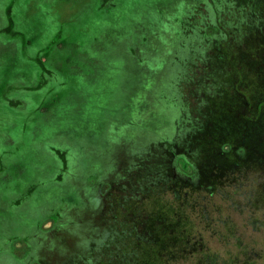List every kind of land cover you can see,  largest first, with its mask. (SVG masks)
<instances>
[{
	"label": "rangeland",
	"instance_id": "obj_1",
	"mask_svg": "<svg viewBox=\"0 0 264 264\" xmlns=\"http://www.w3.org/2000/svg\"><path fill=\"white\" fill-rule=\"evenodd\" d=\"M52 4L5 31L0 1V243L118 165L95 252L72 264H264V0ZM56 40L42 72L33 55ZM58 141L74 149L69 179L13 206L52 172L44 145ZM124 141L137 157L119 160Z\"/></svg>",
	"mask_w": 264,
	"mask_h": 264
},
{
	"label": "trees",
	"instance_id": "obj_2",
	"mask_svg": "<svg viewBox=\"0 0 264 264\" xmlns=\"http://www.w3.org/2000/svg\"><path fill=\"white\" fill-rule=\"evenodd\" d=\"M57 41L51 44L50 49L39 50L37 52L38 58L36 61L33 59L40 71L46 72L48 70V66L42 62V59L50 57L48 54L54 47H57ZM32 45V42L25 41L21 45V49H30ZM137 45L141 48L144 43L139 42ZM125 143V141L120 142L119 148H121L123 155L119 160L128 159L130 153H135L134 156L137 157V153L141 152L142 146L135 145L133 148H129ZM220 144L221 146L215 148L213 152L216 159L224 158L231 152L230 145ZM70 145L66 141L51 142L44 145V150L49 153L55 162L52 166V172L42 177L38 184L29 185L25 193L14 201L13 206L19 207L30 196L39 191L46 194L48 190H55L64 184L63 182L67 177L69 179L71 175H68V167L75 154ZM179 160H185V157L180 155ZM185 162L184 165H188L190 169L193 168L194 173L201 174L205 170L201 168V164L199 167H195L186 160ZM117 167L118 165L116 167L107 166V169L103 172H106L105 178L100 177L101 173L94 175L88 174L86 171L82 179L75 182L74 194L68 195L65 200L60 198L55 206L39 216L38 223L36 224L37 221L33 223L31 234L28 236L4 237L0 243V264H72V261L81 258L82 253L88 250L92 253L95 252L98 229L102 226L100 218L103 215L105 206L102 189L105 186L112 185L116 180L114 173H116ZM47 222H52V226L48 230H43L42 226ZM14 243L23 245L22 257H17L12 252L11 246ZM110 252L108 251V254ZM107 261L109 262L110 259Z\"/></svg>",
	"mask_w": 264,
	"mask_h": 264
},
{
	"label": "flooded vegetation",
	"instance_id": "obj_3",
	"mask_svg": "<svg viewBox=\"0 0 264 264\" xmlns=\"http://www.w3.org/2000/svg\"><path fill=\"white\" fill-rule=\"evenodd\" d=\"M0 1H3V4H4L2 7V14L4 16V21H5V27H4L5 31H23V30L27 31L25 23L26 22L28 23L30 21V19L28 18L29 15H31L34 18V17H36V16H34V14L35 13L39 14V12H40L46 18L49 19V17L51 16L50 13H53L52 9H53L54 3L52 4V0H0ZM21 1H23V5H21V7H20L19 4ZM115 6L117 7V5H115ZM24 26H25V28H23ZM39 28L40 27L37 25L36 28L31 27L28 30L29 31H30V29L37 30ZM37 55H38L37 53L33 55L34 61H36V59L38 58ZM48 58L49 57H47V58L45 57L44 61H42L43 63H45V65L48 64ZM47 69L48 70L46 72L51 70V68L49 66ZM181 161L183 163H186L185 160H181ZM187 167H189V166L187 165ZM191 169H193V168H191ZM192 171H194V170H192ZM38 221H39V219L37 220L36 224L38 223ZM50 223L52 226V222H50ZM101 242H103V240H101ZM111 251H113V250H111ZM109 252H110V250H109Z\"/></svg>",
	"mask_w": 264,
	"mask_h": 264
}]
</instances>
